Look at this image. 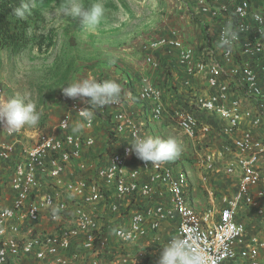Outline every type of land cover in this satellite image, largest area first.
Segmentation results:
<instances>
[{
	"label": "built area",
	"instance_id": "2783aa9c",
	"mask_svg": "<svg viewBox=\"0 0 264 264\" xmlns=\"http://www.w3.org/2000/svg\"><path fill=\"white\" fill-rule=\"evenodd\" d=\"M186 1L197 37L173 34L139 50L159 69L155 53L176 49L178 83L144 79L136 103L99 109L111 116L107 140L92 134L95 118L72 131L85 107L76 100L53 132L29 141L0 127V264H158L174 237L202 250L204 264H264V238L240 219L252 212L264 230V4ZM229 24L239 38L231 50L220 46ZM170 128L199 149L210 205L197 206L185 167L151 165L130 152L137 135L160 138ZM219 176L236 184L215 203V184H205Z\"/></svg>",
	"mask_w": 264,
	"mask_h": 264
},
{
	"label": "rangeland",
	"instance_id": "374dc122",
	"mask_svg": "<svg viewBox=\"0 0 264 264\" xmlns=\"http://www.w3.org/2000/svg\"><path fill=\"white\" fill-rule=\"evenodd\" d=\"M121 1L101 0L105 14L109 13V17L105 18L104 15L96 29L89 32L81 28L79 17H62L60 11L62 0H57L55 3L39 8L38 14L29 15L30 28L27 36L30 41L26 48L17 53H11L0 47V83L6 100L25 99V102L34 103L40 114L36 125H25L20 129L23 140L29 141L28 136L34 132L42 134L53 132L58 120L68 111L72 101L76 100L86 107L79 98L72 99L63 95L62 87H67V84L76 79L94 78L97 81H116L122 88L120 99L136 103L137 93L141 87L139 72L149 74L152 70L155 72L159 70L165 73L164 68H161L162 61L157 58L161 65L159 69L153 67L152 70L144 72L131 66L129 53L148 42L141 44V41L136 40L116 41L115 24L119 19L115 17V12L127 10L130 7L127 2L130 1L132 10L137 13V26L147 23L148 32H163L164 34L158 38H171L173 34H183L181 28L176 27L171 21L172 14L166 12L167 9H175L174 4L177 0H123L124 3ZM93 2L95 0H83L85 6ZM191 26L196 34L195 24ZM94 118L92 134L99 142L107 140V133L111 126L109 111L100 112L96 109ZM159 134L162 136L161 139L176 140L180 147V154L171 162L185 167L194 188L204 190L199 181V172L195 163L194 151L199 149L196 146L193 147L188 139L174 128L161 130ZM92 157L95 159L94 155ZM96 162L95 160L92 163L96 164ZM213 184H215L213 193L216 203L219 196L218 188L234 191L236 181L219 176L217 181L207 180L205 185ZM202 193L205 195L206 192L202 191ZM252 217V212H249L247 216L242 215L240 218L246 224L247 233L250 235L259 233L264 238L263 228L256 224ZM80 255H83L82 251ZM81 263L82 258L76 264Z\"/></svg>",
	"mask_w": 264,
	"mask_h": 264
},
{
	"label": "clouds",
	"instance_id": "9594fccd",
	"mask_svg": "<svg viewBox=\"0 0 264 264\" xmlns=\"http://www.w3.org/2000/svg\"><path fill=\"white\" fill-rule=\"evenodd\" d=\"M29 10V4L22 0L20 7L15 9V15L23 18ZM60 11L62 17H79L81 28L89 32L96 29L105 14L101 0H95L87 6L83 0H62ZM238 39L229 24L222 32L220 46L231 50ZM62 92L68 98H79L86 105L78 111L80 120L72 128L74 133H79L91 124L96 109L119 102L122 88L113 80L97 81L94 78H84L76 79L67 84V87H62ZM39 119L40 114L32 102H25V99L20 98L0 102V127H6L9 133L18 131L25 125H36ZM130 152L145 163L158 165L176 158L180 154V147L176 140L171 138L164 140L137 135L130 143ZM56 211L58 210L53 209L54 214ZM116 234L125 239L131 235H126L124 231H117ZM204 261L202 250L194 248L183 238L174 237L162 246L158 264H204Z\"/></svg>",
	"mask_w": 264,
	"mask_h": 264
},
{
	"label": "crops",
	"instance_id": "0c3cea01",
	"mask_svg": "<svg viewBox=\"0 0 264 264\" xmlns=\"http://www.w3.org/2000/svg\"><path fill=\"white\" fill-rule=\"evenodd\" d=\"M57 2V0H54L52 3ZM124 3V1H121ZM176 3L174 4L175 9H167V13L172 14V20L176 27L181 28L182 30V36L186 40H192L195 38L197 35L194 34V31L192 30V24L188 23L187 20V15L192 13V9L190 8L189 4L190 1H182L178 2L175 1ZM264 0L257 1L258 4H264ZM130 7H128L127 10H119L115 12V17L119 19L117 23L115 24L117 29H116V41H121V40H136V41H141L142 43L146 42H153L158 39L160 35H163L164 33H155V32H148V24L146 23L145 25H139L137 26L138 22L136 21L137 13L132 10L131 2H127ZM105 18L109 17V13L104 14ZM104 17V16H103ZM72 18V17H71ZM204 19L203 17H201ZM162 30L164 29L161 28ZM140 46L136 47L135 50L129 53V59L131 60V66L140 71H150L153 69L152 66V61L148 59L147 57L141 56V53H139V48ZM154 57L158 58L160 61H162V67L165 70V73L159 71L155 72L152 70L151 73L149 74H142L139 72V81L142 83L144 79H150L152 83L155 86H166L169 87L168 85L171 84H177V75H178V51L174 48H162L158 50ZM165 84V85H164ZM263 186H259V188H262ZM193 195L195 198V201L198 203L197 206L202 205H210L212 202V199L209 198L208 194L205 193V195L202 193L204 190H200L198 188H194L193 190ZM205 192V191H204ZM219 198L223 196L224 194L226 195H231L232 191L222 188H218Z\"/></svg>",
	"mask_w": 264,
	"mask_h": 264
},
{
	"label": "trees",
	"instance_id": "16d2710c",
	"mask_svg": "<svg viewBox=\"0 0 264 264\" xmlns=\"http://www.w3.org/2000/svg\"><path fill=\"white\" fill-rule=\"evenodd\" d=\"M54 0H23L28 3L30 10L25 18L15 15V9L20 7L22 0L0 1V47L11 53H17L26 48L30 39L27 31L30 28L29 15L38 14L39 8L44 7Z\"/></svg>",
	"mask_w": 264,
	"mask_h": 264
}]
</instances>
